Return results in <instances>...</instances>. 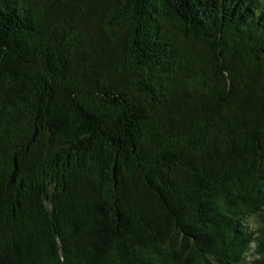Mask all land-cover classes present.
Wrapping results in <instances>:
<instances>
[{
    "label": "trees",
    "instance_id": "1",
    "mask_svg": "<svg viewBox=\"0 0 264 264\" xmlns=\"http://www.w3.org/2000/svg\"><path fill=\"white\" fill-rule=\"evenodd\" d=\"M0 264H264V0H0Z\"/></svg>",
    "mask_w": 264,
    "mask_h": 264
}]
</instances>
